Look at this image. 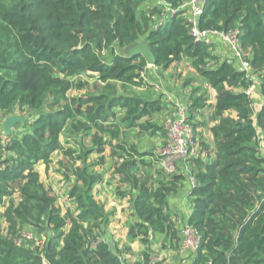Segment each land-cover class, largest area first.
<instances>
[{
    "label": "trees",
    "instance_id": "obj_1",
    "mask_svg": "<svg viewBox=\"0 0 264 264\" xmlns=\"http://www.w3.org/2000/svg\"><path fill=\"white\" fill-rule=\"evenodd\" d=\"M164 1L176 8L184 0ZM146 3L0 0V112L19 110L26 118L7 134L0 124V264H147L156 235L165 247L180 246L167 200L183 176L155 169L156 152L128 138L134 131L138 138L165 132L154 117L166 101L131 91L145 83L146 60L123 50L141 40L155 66L166 69L187 58L204 83L190 88L193 129L195 115L208 105V87L216 91L212 149L202 144L189 159L195 186L188 192L187 223L199 234L192 264H264V0H206L198 19L201 29L237 31L249 73L232 50L222 57L212 40H194L182 15L158 24L163 7ZM251 75L263 97L255 113L246 93ZM56 152L66 156L60 163L72 206L65 211L37 169L48 168ZM112 165L125 184L117 196L128 197L134 218L127 241L145 246L134 261L126 258L133 253L129 244L119 248L108 239L113 211L93 192ZM25 231L33 239L17 243Z\"/></svg>",
    "mask_w": 264,
    "mask_h": 264
},
{
    "label": "crops",
    "instance_id": "obj_2",
    "mask_svg": "<svg viewBox=\"0 0 264 264\" xmlns=\"http://www.w3.org/2000/svg\"><path fill=\"white\" fill-rule=\"evenodd\" d=\"M210 39L215 43V52L218 55H221L223 57L225 53L227 55L230 53L228 45L222 38L218 36H211ZM141 75L145 83L143 82V85L131 88V91L143 97L153 99L161 97L163 101L165 100L167 103V107L162 111V113H159L154 117L159 125L164 126V135L161 134L162 137H157L156 135H160L161 133L158 132L156 135L151 136V139H153L154 141L153 144L159 140H162L163 142L166 137V127L164 119L172 112H174L175 109L179 106L189 105L190 88L192 85H204V83L202 81L200 83V78L191 66L189 59L184 58L178 62H173L166 69L146 63L145 69L141 73ZM186 79L191 80L189 83L185 84ZM257 85L258 81L253 80V87L250 90L253 113H255L259 109L263 101L262 95L256 88ZM215 97L216 91L211 87H208V100L206 101L208 105L207 107L205 106L203 109L199 110V113L195 115V119L193 121L194 123H196L193 131L196 140V151H198V153L200 152L202 144L209 145L210 149H212L211 134L208 128L214 123V121L209 119V115L212 112V107L210 106L214 104ZM231 114L234 115L235 113L232 111ZM134 132H130L128 138L136 141L135 143L139 145V148L141 150H144L146 146L145 144H143V147H140L141 141H139V139L141 138L143 141V136L148 137L150 135H148V132H144L145 134L138 138L137 134ZM145 142L147 143L146 145L152 144V142L146 140ZM201 155H203V153ZM189 159L176 165V175H181L183 177L177 184L176 191L171 194L167 200L168 209L174 215L175 221L177 222V225L179 227L180 237V228L187 223V218L191 211V201L188 196L189 181L185 169L187 167L191 172L192 166ZM153 164H155V169H159L158 163L156 164L154 162ZM155 169L153 166L152 178L154 180L157 179V176L154 173ZM108 177H111L112 179H107L106 176H104L103 182L97 184L94 187L93 192L95 194V198L104 203V207L106 208V210L110 209L113 211V217L110 224L108 225V239H113L114 241L118 242L119 248L123 247L125 244H129L133 253H126V258L130 261H134L141 257V252L145 249V246L138 240L132 241L130 243L127 241L128 225L134 221V218L130 215L131 210L128 204V197L121 198L118 197L116 193L118 186H123L124 188L125 184H121L118 181L119 178L116 174L109 175ZM102 184H105V190L110 187L108 186V184H111L114 189V191L110 193L111 198L107 202L103 200L105 198L104 195L106 194V192L101 188ZM98 190L99 192H97ZM37 242L40 241L37 240ZM149 251H151V255H156L159 259H161V264H192L193 252L183 250L181 248V245L179 247L177 246L176 248L169 246L165 247L163 245V242L161 241V235L155 236V239L151 242Z\"/></svg>",
    "mask_w": 264,
    "mask_h": 264
},
{
    "label": "built area",
    "instance_id": "obj_3",
    "mask_svg": "<svg viewBox=\"0 0 264 264\" xmlns=\"http://www.w3.org/2000/svg\"><path fill=\"white\" fill-rule=\"evenodd\" d=\"M205 1L206 0H184L176 8H173L170 4L162 0L163 10L158 24H160L159 22L163 21L166 17H171L176 13L182 15L190 26L189 32L194 40L209 43L211 41V36L222 38L228 45L229 50H232L240 59H242V70L248 71L249 73L251 66L247 60L243 59V56H247L248 53L241 49L236 36V30L232 32H223L214 29L199 28L198 19L202 14ZM251 77L253 80H256L253 75H251ZM253 80L251 86L246 90V93L248 94H250V90L253 87ZM187 112V106H179L165 120L166 137L164 142L158 146L157 151L155 152L159 157L158 167L167 174L176 173V165L180 162L187 161L196 153V140L193 127L188 121ZM185 169L190 190L195 186V178L189 168L186 167ZM180 234L181 248L194 253L199 245L198 231L192 225L186 223L180 228ZM23 239L31 240L33 239V234L29 231L23 232L22 237L17 240V243H20ZM147 264H157L156 258L152 257Z\"/></svg>",
    "mask_w": 264,
    "mask_h": 264
},
{
    "label": "rangeland",
    "instance_id": "obj_4",
    "mask_svg": "<svg viewBox=\"0 0 264 264\" xmlns=\"http://www.w3.org/2000/svg\"><path fill=\"white\" fill-rule=\"evenodd\" d=\"M153 4H155L158 7H160V6L162 7L163 3H162V0H148V3L143 4V7L147 8V7H150ZM184 59H187V58H184ZM89 80H91V79H89ZM186 80L189 81V79H186ZM192 80H194V79H192ZM89 82H91V81H89ZM75 92H79V91H72V93H75ZM20 113H21V111L16 110L15 114L20 116L21 115ZM22 113L25 114L26 111H23ZM5 117H6V115L3 114L2 112H0V124L1 125H2V122H3ZM166 118L164 119V121L166 120ZM1 128L3 130V127H1ZM161 134L162 133H160V135L158 134L156 136L157 137L158 136L162 137ZM143 137H144L143 141H142L141 138L139 139V141H141L140 147H143V144H145V146H146L145 150L151 149V150L157 151V148H158L159 144L162 142V140L156 141L153 144L154 141H153V139H151V136H148V137L143 136ZM61 140H63V144L64 145H67L66 142L64 141L63 137H61ZM145 140L149 141V142H152V144L146 145L147 143L145 142ZM84 143L85 144H89V137L85 138ZM68 145H70V146L74 145L72 140L69 141ZM109 153H110V147H106V150H105V156L107 157L106 159L109 158L108 157ZM91 156H95V154H92ZM60 162H66V156H64L62 154V152H56V153L52 154V162L49 164L48 168H45V166L43 164H39L37 166V168H38V170H39V172L41 174V179L45 183L46 187H48L58 197L57 201L60 204V206L62 207V211H65L66 207H69V206H72V205H69L70 204L69 200L66 197V193H67L66 190L69 188V182H67L62 177V171L64 170V166ZM105 166H108V165H105ZM113 167H114V165H112L109 169H107V172L105 174L107 179H112L111 177H108V176L109 175H113V172H112V168ZM98 168L99 167H96V169H98ZM101 186H102L101 188L104 189L105 184H102ZM108 186H110V187H108V189H106V190L104 189L106 194L104 195L105 198L103 200L106 201V202L109 201V199L111 198L110 193L114 191L113 186L111 184H108ZM97 192H99V190ZM108 210H110V209H108ZM0 224L2 226H5V223L3 221H1ZM36 237L38 238L37 240H40L39 236L36 235ZM37 240H36V242H37ZM152 257L153 258H158L156 255H152Z\"/></svg>",
    "mask_w": 264,
    "mask_h": 264
},
{
    "label": "water",
    "instance_id": "obj_5",
    "mask_svg": "<svg viewBox=\"0 0 264 264\" xmlns=\"http://www.w3.org/2000/svg\"><path fill=\"white\" fill-rule=\"evenodd\" d=\"M124 54L128 56L133 54H140L146 60L147 64L155 65L154 56L151 50L149 49V47L147 46L146 42L143 40L139 42H135L129 46H126L124 48ZM82 74H84L83 71ZM24 121H25L24 117H21L16 114H11L9 116H6L2 122L3 132L7 134L14 131L13 128L14 124L18 122L23 123Z\"/></svg>",
    "mask_w": 264,
    "mask_h": 264
}]
</instances>
